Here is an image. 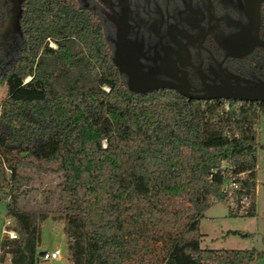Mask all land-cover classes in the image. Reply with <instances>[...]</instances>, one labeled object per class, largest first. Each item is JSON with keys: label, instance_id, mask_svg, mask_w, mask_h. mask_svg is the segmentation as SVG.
<instances>
[{"label": "trees", "instance_id": "obj_1", "mask_svg": "<svg viewBox=\"0 0 264 264\" xmlns=\"http://www.w3.org/2000/svg\"><path fill=\"white\" fill-rule=\"evenodd\" d=\"M9 4L0 0V31ZM17 30L14 54L0 50V193L16 234L0 239V264L36 262L48 210L18 202L31 190L25 171L44 174L49 165L61 179L44 203L50 209L54 196L71 264H248L264 256V246L202 248L198 231L218 201L228 202L229 216H254L256 150L264 152L254 126L264 102L128 90L100 14L73 0H20ZM228 182L232 208L222 191Z\"/></svg>", "mask_w": 264, "mask_h": 264}, {"label": "flooded vegetation", "instance_id": "obj_2", "mask_svg": "<svg viewBox=\"0 0 264 264\" xmlns=\"http://www.w3.org/2000/svg\"><path fill=\"white\" fill-rule=\"evenodd\" d=\"M15 1L19 7L20 0H10L3 27L7 13L11 9L17 13ZM73 1L78 9L100 14L111 59L116 48L125 47L137 70L165 85L154 89L205 96L228 83L247 84L242 79L264 81V48L251 45L254 30L248 27L246 13L247 5L250 15L257 12V37L264 41L260 36L264 0Z\"/></svg>", "mask_w": 264, "mask_h": 264}, {"label": "rangeland", "instance_id": "obj_3", "mask_svg": "<svg viewBox=\"0 0 264 264\" xmlns=\"http://www.w3.org/2000/svg\"><path fill=\"white\" fill-rule=\"evenodd\" d=\"M245 2V0H244ZM8 14V22L0 32V50L5 55H13L18 44L19 34L15 25V14L11 9ZM130 52V51H129ZM115 55H126L124 49L116 48ZM129 57L128 55H126ZM129 64V62H127ZM138 72L147 81L159 83L157 80L138 68ZM125 82L127 80L124 79ZM5 95V88L0 87V101ZM256 144H264V111L257 119L254 126ZM103 144V141H102ZM44 174L34 171H25L32 179L31 190L27 195L19 199V207L28 211H47L45 220L39 223L40 242L37 251L56 248L59 256L56 260L48 261L46 264H70L66 252L65 238L61 231V221L57 218L55 211V201L53 208H47L44 203L48 192L55 194L60 183V174L56 172L53 165ZM255 214L252 217L229 216L227 214L228 202L218 201L212 204L199 219L198 231L200 233V247L209 249H254L260 250L264 246V152L262 149L256 150L255 166ZM3 196L0 193V239L5 238L4 230H12V220L4 215ZM13 231V230H12ZM14 232V231H13ZM7 238V237H6ZM248 264H264V256L257 258Z\"/></svg>", "mask_w": 264, "mask_h": 264}, {"label": "water", "instance_id": "obj_4", "mask_svg": "<svg viewBox=\"0 0 264 264\" xmlns=\"http://www.w3.org/2000/svg\"><path fill=\"white\" fill-rule=\"evenodd\" d=\"M17 7V13L15 15L18 16L19 7L17 1H15ZM247 19H248V27L253 26V42L251 45H258L264 48V41L260 40L257 37V27H258V14L254 10L253 13L250 15L248 5H247ZM113 64L116 66L120 73H124L127 76V80L125 82L126 87L128 90L136 93H143L146 91H150L156 87H164L163 84L154 83L152 81H147L143 75H141L138 70L136 69V65L134 61L130 57L124 56H117L112 58ZM129 62V64L127 63ZM245 85H231L228 83L227 88H221L220 91L216 94H210L205 96H193L187 94L186 92L182 91L181 89H176V91L187 98L193 99H212L215 97H221L224 99H234L239 101H262L264 102V81H252L247 79H242Z\"/></svg>", "mask_w": 264, "mask_h": 264}, {"label": "built area", "instance_id": "obj_5", "mask_svg": "<svg viewBox=\"0 0 264 264\" xmlns=\"http://www.w3.org/2000/svg\"><path fill=\"white\" fill-rule=\"evenodd\" d=\"M233 187H235V185H233L232 182H228L222 185V191L226 192L227 197L229 199V205L231 208L233 207V201L231 199V190ZM247 203L248 200L246 197H240L238 199V204L240 205L241 208L245 207ZM3 233L6 235L8 239L16 238V234L12 230L3 229ZM0 254H1V250H0ZM58 256H59V250L56 248L39 251L35 264H46V262L48 261L56 260ZM4 260L6 262L10 261L9 254H5Z\"/></svg>", "mask_w": 264, "mask_h": 264}, {"label": "crops", "instance_id": "obj_6", "mask_svg": "<svg viewBox=\"0 0 264 264\" xmlns=\"http://www.w3.org/2000/svg\"><path fill=\"white\" fill-rule=\"evenodd\" d=\"M69 260V259H68ZM70 262V261H69ZM71 264V263H70Z\"/></svg>", "mask_w": 264, "mask_h": 264}]
</instances>
